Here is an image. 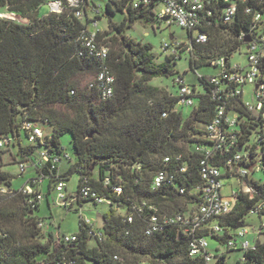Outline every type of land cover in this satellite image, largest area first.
I'll return each mask as SVG.
<instances>
[{"label": "trees", "instance_id": "obj_1", "mask_svg": "<svg viewBox=\"0 0 264 264\" xmlns=\"http://www.w3.org/2000/svg\"><path fill=\"white\" fill-rule=\"evenodd\" d=\"M47 1L0 0V9L5 8L27 21L22 24L0 18V138L12 136L14 140L9 146L16 148L20 157L17 161H26L35 156L39 144H23L26 134L21 130L22 122L51 127L47 138L51 153L63 152L60 137L69 133L73 164L62 173L59 167L50 170L49 163H45L36 173L42 174L43 181L47 180L50 191L57 177L66 180L68 174L76 172L79 175L76 193L88 185L98 196L110 199L112 204L102 214L101 228L106 239L89 247L90 239L79 219L77 240L58 243L52 233L45 236L37 227L41 218L35 210L39 205L32 208L17 190L0 193V264H138L141 260L149 264H204L188 256L187 239L172 231L145 237L149 210L132 213L131 223L123 222L117 211L123 207L124 214H128L132 204L141 200L168 213L184 209L192 196L180 195L166 186L152 190L151 177L163 157L180 154L188 167L177 184L188 191L200 183L196 154L191 152L194 142L191 136L199 132L197 123L209 122L216 103L203 94L189 117L183 119L178 110H173L176 98L164 88L148 84L153 78L172 75L173 70L168 62H154L150 44L136 42L123 34L134 21L149 16L142 10L132 9L125 0H109L105 6V14L114 13L113 4L123 13V19L118 24L108 23L120 38L113 46L104 42L108 47L106 63L114 76V90L110 100L102 101L95 86H89L98 62L77 55L82 23L69 10L41 14L39 9ZM219 29L218 26L210 28L209 41L194 45L188 52L195 55L189 56L192 69L200 65L209 67L207 61L213 58L209 51L214 48L228 44L220 55L229 56L238 45L230 38V42H221ZM105 35V31L97 32V39L100 41ZM204 78L197 77V80L207 86ZM204 90L208 92L207 87ZM261 157L262 183H252L260 194L264 192V148ZM135 162L142 164L141 172L132 169ZM107 176L110 184H104ZM11 181L8 172H0V185L10 188ZM116 184L122 187L118 195L112 191ZM255 199L240 195L220 224L234 228L244 223ZM40 253L45 254L41 261L37 259ZM114 255L120 260H114ZM217 264H225L224 255ZM236 264H264V241H257L255 248L244 253V259Z\"/></svg>", "mask_w": 264, "mask_h": 264}, {"label": "built area", "instance_id": "obj_2", "mask_svg": "<svg viewBox=\"0 0 264 264\" xmlns=\"http://www.w3.org/2000/svg\"><path fill=\"white\" fill-rule=\"evenodd\" d=\"M135 10H142L149 16L155 17L159 23L166 25L176 24L185 29L189 34L188 42H180L172 38L171 44L165 40L160 48L166 57L180 58L182 53H188L194 45H203L209 41V30L219 27L220 34H226L238 45L231 50L229 56L219 55L207 61L209 67L215 71L204 76L207 86L198 89L196 85H189L184 81L183 75L178 74L172 79V85L177 87L172 97L176 98L174 111L182 106H197L198 98L207 94L214 101V114L209 122L198 128L194 138L191 152L196 154L200 183L188 191L178 185L177 180L187 172L188 162L182 160L181 155L175 157L165 156L161 160L151 177L150 188L156 190L162 186L174 188L180 195L187 193L192 198L185 203L182 211L168 213L146 200L135 202L131 212L121 213L122 221L131 223L132 213H143L144 209L150 212L146 215L144 236L150 237L153 233L174 232L188 241V256L198 258L204 264L218 260L223 253H213L209 250L207 236L218 239V232L223 231L226 249L240 250V260L244 253L253 250L259 241V236L264 232V224L254 231L255 242L251 244L246 236L248 229L244 223L240 227H224L220 221L229 214L240 195L249 200L255 199L248 208V214L260 216L264 212V192L258 193L252 183L261 184L262 177L256 179L257 173L263 172L261 150L264 148V0H125ZM48 13L60 14L69 10L73 17L82 23L79 32L77 55L80 57L94 58L98 62L93 83L102 101L113 97L114 76L111 73L106 58L108 47L97 39L94 17L86 12V0H49L45 4ZM98 11H95V15ZM194 33V35H193ZM248 38V41L245 39ZM244 60L232 62L231 58L236 52ZM250 86V100H244V88ZM207 87L206 93L204 88ZM166 116V113H162ZM21 130L26 134L25 145L39 144L35 156L26 161L36 169L49 163V169L59 167L63 159L71 160L67 153L49 152L47 138L43 126L31 121L21 123ZM253 135V142L249 143ZM13 137L8 135L0 138V149L9 147ZM257 148H260L257 150ZM243 150H246L243 154ZM26 161H17L19 172L25 170ZM174 162V163H173ZM132 169L141 172L142 164L135 162ZM233 178L235 186H231L228 195L222 194L223 178ZM43 182L42 174L27 179L24 186L17 189L26 197V202L32 208L43 200L40 190ZM104 184H110V178H104ZM66 181L57 177L53 183L58 204L71 207L74 202L89 200L94 203L111 205L110 199L98 196L88 185H83L74 196L65 194ZM16 189L0 185V193H12ZM115 194L122 192L120 184L112 186ZM115 208H117L115 206ZM86 228V235L95 243L106 239V234L101 229H94L89 219L80 217ZM43 222L39 220L38 228ZM226 228V229H225ZM263 231V232H262ZM77 240V234L62 235L57 238L58 243L68 244ZM261 242V241H260ZM114 260H120L117 255ZM138 264H149L141 260Z\"/></svg>", "mask_w": 264, "mask_h": 264}, {"label": "rangeland", "instance_id": "obj_3", "mask_svg": "<svg viewBox=\"0 0 264 264\" xmlns=\"http://www.w3.org/2000/svg\"><path fill=\"white\" fill-rule=\"evenodd\" d=\"M109 3V0H86V12L90 17L95 16V11H98L96 15L99 16L96 25V30L98 32H107V35L102 37L100 41L102 43L106 42L111 46L116 43V41L120 38V34L113 31L108 27V23L112 22L118 24L123 19V13L118 11L116 7L111 4V8L113 10V14L108 16L105 14L106 4ZM39 12L47 13L48 8L44 4L40 7ZM12 14V16H11ZM0 18L8 19L15 21L17 23L26 24L27 21L22 18L14 15L13 13L8 12L5 8L0 9ZM95 18V17H94ZM123 34L127 38H131L139 43H148L151 45V52L155 56V63L168 62L170 67L173 70L172 75H168L166 77H157L153 78L148 84L160 88H164L169 93L175 94L177 91V87L172 85V79L177 76V74L183 75L184 81L189 85H196L198 89H202V86L199 84L197 80L198 75H209L214 73V69L211 67H206L203 65L197 66L192 69L189 65V56L195 57L193 54L182 53L180 58H177L174 61H167L165 54L162 52L160 46L165 40L169 44H171L170 36H173L177 41L180 42H188L189 34L188 32L181 28L176 24L166 25L164 22L159 23L155 17L147 16L143 20L134 21L129 27H126L123 30ZM194 35V33H193ZM220 41H228V36L226 34H220ZM110 38H114V41H110ZM228 45V44H227ZM227 45L220 46L214 48L212 51H209V56L213 58L219 56L221 50L227 49ZM243 50L241 54L236 52L234 56H232V62L243 61ZM251 90L250 86H246L244 88V100H250L249 92ZM178 111L181 113L183 119L189 117L192 107L191 106H182L179 107ZM199 128H203L202 123H197ZM44 132L50 134L51 127L48 124L43 125ZM71 137L69 133H66L60 137V143L63 146V152L67 153L70 156L71 161L63 159L59 165L58 170L62 173L66 172L68 168L74 162L73 156V148L70 142ZM23 144H28L26 138H22ZM253 142V135L249 138V143ZM260 148H257L259 150ZM246 150H243V154ZM20 157L16 154V148L13 146L5 147L0 149V172H8L12 176L11 187L13 189H19L24 186L27 179L34 177L37 175L34 168L29 164L28 161L25 163L24 172L20 173L17 160ZM96 175V171L94 173ZM262 177V173L256 174V179ZM79 175L76 172H72L68 174L66 181V189L65 194L67 196H74L77 190ZM46 180V179H45ZM236 181L233 178H223V188L222 194L228 195L230 187L235 186ZM43 200L40 202L39 207L35 210V214L41 218L43 222L41 231L46 236L48 233H52L55 239L62 235H70L75 234L79 231V219L80 217L89 219L92 223L94 229H101L102 226V214L106 212L109 206L106 203H94L92 201H81L74 202L71 207H63L58 204V198L56 192L53 189L48 191L47 188V180L43 183ZM125 209L120 208L117 213H123ZM264 224V214L257 216L253 214H247L244 217V225L248 229V235L246 239L249 240L251 244L255 242V234L254 231L257 230L260 224ZM263 232V231H262ZM207 241L209 244V250L213 251V253L224 254V262L225 264H236L238 260H240L242 252L240 250H230L226 249L225 244V236L224 232L221 230L218 232V239L207 236ZM259 241H264V232L259 236ZM95 244L94 241L88 240L87 245L92 247ZM45 258L44 253H40L37 255V259L39 261ZM209 264H215V261H211Z\"/></svg>", "mask_w": 264, "mask_h": 264}, {"label": "water", "instance_id": "obj_4", "mask_svg": "<svg viewBox=\"0 0 264 264\" xmlns=\"http://www.w3.org/2000/svg\"><path fill=\"white\" fill-rule=\"evenodd\" d=\"M106 15H107V14H106ZM172 38H173V36H170V37H169V39H172ZM245 40L248 41V38H246ZM240 226H241V224L238 223V224L235 226V228L240 227Z\"/></svg>", "mask_w": 264, "mask_h": 264}, {"label": "crops", "instance_id": "obj_5", "mask_svg": "<svg viewBox=\"0 0 264 264\" xmlns=\"http://www.w3.org/2000/svg\"><path fill=\"white\" fill-rule=\"evenodd\" d=\"M160 88V87H159ZM167 91V90H166ZM43 183H44V181H43ZM43 183L41 184V187H40V190H41V192H43ZM102 227V226H101ZM262 242V241H261Z\"/></svg>", "mask_w": 264, "mask_h": 264}, {"label": "bare ground", "instance_id": "obj_6", "mask_svg": "<svg viewBox=\"0 0 264 264\" xmlns=\"http://www.w3.org/2000/svg\"><path fill=\"white\" fill-rule=\"evenodd\" d=\"M11 16H12V14H11Z\"/></svg>", "mask_w": 264, "mask_h": 264}]
</instances>
